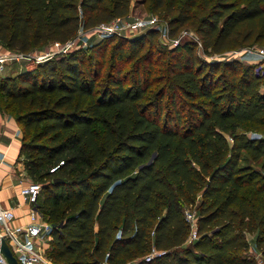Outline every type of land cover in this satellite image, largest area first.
Returning <instances> with one entry per match:
<instances>
[{
  "label": "trees",
  "instance_id": "1",
  "mask_svg": "<svg viewBox=\"0 0 264 264\" xmlns=\"http://www.w3.org/2000/svg\"><path fill=\"white\" fill-rule=\"evenodd\" d=\"M105 1L0 0V46L28 53L71 40L100 20ZM128 1L111 0L113 16ZM196 31L213 52L264 41V0H215ZM104 37L0 73V110L21 129L19 155L32 132V145L84 166L41 189L53 264H264V140L245 133L264 125V70L207 62L187 43L169 52L168 79L147 99L149 82L129 69L143 39ZM244 153L259 168L240 165Z\"/></svg>",
  "mask_w": 264,
  "mask_h": 264
},
{
  "label": "rangeland",
  "instance_id": "2",
  "mask_svg": "<svg viewBox=\"0 0 264 264\" xmlns=\"http://www.w3.org/2000/svg\"><path fill=\"white\" fill-rule=\"evenodd\" d=\"M214 2L215 0H129L127 5L121 9V13L113 16L111 0H106L104 2L106 8L99 13L100 20L93 26L88 28L81 27L79 29L76 35L78 42L75 49H87L106 39L104 36L89 34L90 29L100 23L109 22L116 17L124 18L128 16L138 17L146 21L143 25L138 26L132 32L126 34V36L121 37L127 40L143 39L142 44L140 43L139 50V57L143 56V58L137 62L135 61L136 63L134 62L135 59L132 60L129 64V69L132 75H135L134 71L137 70L139 77L145 78L149 82L150 88L147 91V99H152L158 91L162 90L168 79L171 69V55L169 52L187 43L191 44L193 53L196 56H199L207 62L231 59L238 60L242 66L254 65L257 70H264V60L255 54L256 49H264V41H248L220 52H213L210 47H204L196 30L202 18L206 16ZM182 13L183 15L188 14L189 18L183 23L177 22L172 25V22H175V18ZM151 18L157 19L159 28L147 22ZM162 26L168 29L166 30L168 31L167 40H164L161 36L159 29ZM176 39L179 41V44L174 47L172 42ZM194 40L199 41L201 47ZM52 43L48 42L36 47L29 53L35 56L45 54L51 49ZM114 44L115 41L110 42L107 47L105 61L97 82V89L100 87L99 83L101 85L106 77L110 50ZM87 53L91 52L88 51ZM35 66V64L27 62L12 63L1 74L14 75L24 68H33ZM260 89L264 90V86L262 85ZM245 133L249 137H258L264 140V125L251 124ZM32 136L33 133L31 132L30 137L25 140V145L16 160L14 170L16 180L35 182L43 188L56 178L65 179L78 173L77 169L84 170V166L71 153L60 152L54 156H49L50 153L40 147L43 141L36 142L35 145H32L33 142H30ZM240 165H249L254 169L259 168V164L251 162L245 153L240 161ZM28 168H32V170H28ZM66 172L69 173L67 174ZM42 193L43 191L41 190V195ZM186 213L195 216L196 206L186 207ZM151 255L148 254L147 256L146 254L139 256L137 259L140 260L145 256L147 258Z\"/></svg>",
  "mask_w": 264,
  "mask_h": 264
},
{
  "label": "built area",
  "instance_id": "3",
  "mask_svg": "<svg viewBox=\"0 0 264 264\" xmlns=\"http://www.w3.org/2000/svg\"><path fill=\"white\" fill-rule=\"evenodd\" d=\"M145 22L138 17H116L109 22L100 23L91 28L89 34L102 37L109 35L126 36V34H129ZM147 22L159 28L156 18H151ZM159 30L162 38L167 40V27L162 26ZM194 41L201 47L199 41ZM77 42L76 36L66 42L55 41L51 44V49L48 52L39 56H35L29 52L18 53L9 51L0 46V73L12 63L27 62L36 65L55 56L66 54L75 49ZM172 44L175 47L179 44V41L176 39ZM255 54L264 60V49H256ZM41 189V185L35 182H25L20 187L19 196L27 209V222L24 224L14 225L13 222L16 216L13 209L6 208L0 203V243L2 240L6 241L19 264H53L47 255L49 241L51 240V225L43 218L37 207ZM185 218L191 228L189 240H196V217L185 212ZM151 256L147 257V259H150ZM0 264H9L1 252Z\"/></svg>",
  "mask_w": 264,
  "mask_h": 264
},
{
  "label": "crops",
  "instance_id": "4",
  "mask_svg": "<svg viewBox=\"0 0 264 264\" xmlns=\"http://www.w3.org/2000/svg\"><path fill=\"white\" fill-rule=\"evenodd\" d=\"M21 135V129L9 110H0V203L6 208L13 209L16 216L14 225L27 222V209L19 196L20 187L25 182L16 180L14 177ZM251 242L253 247L252 237Z\"/></svg>",
  "mask_w": 264,
  "mask_h": 264
},
{
  "label": "water",
  "instance_id": "5",
  "mask_svg": "<svg viewBox=\"0 0 264 264\" xmlns=\"http://www.w3.org/2000/svg\"><path fill=\"white\" fill-rule=\"evenodd\" d=\"M63 180L60 178L54 179L55 183L62 182ZM0 252L5 256L9 264H19L17 259L14 257L13 253L11 252L8 244L6 241L2 240L0 243Z\"/></svg>",
  "mask_w": 264,
  "mask_h": 264
}]
</instances>
